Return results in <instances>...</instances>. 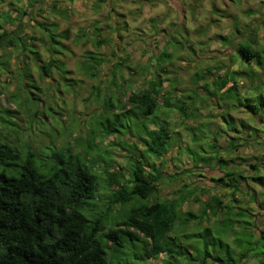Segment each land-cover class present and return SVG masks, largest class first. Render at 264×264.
I'll return each mask as SVG.
<instances>
[{
    "label": "rangeland",
    "instance_id": "rangeland-1",
    "mask_svg": "<svg viewBox=\"0 0 264 264\" xmlns=\"http://www.w3.org/2000/svg\"><path fill=\"white\" fill-rule=\"evenodd\" d=\"M42 23H55L59 34L68 31V38L61 39L70 51L65 54L64 62L68 81L59 78L55 70L49 78L41 76L40 63L33 56L36 52L42 60L48 57ZM3 29L7 34L0 42V141L16 148L21 156L28 152L41 156L55 147L83 152L78 141L83 139L85 143L89 130L99 131L106 123L118 119L122 127L117 129L124 136L118 139L115 135L103 141L98 138L96 145H85L84 159L99 177L105 178L102 163L106 162L110 163V172L129 179L125 172L129 153L116 143L142 152L141 144L135 143L129 134L138 136L145 128L163 125L170 132L169 144L172 145L165 164L157 166L164 173L157 184V198L164 200L171 199L176 188L190 191L195 183L208 176V169L193 168L188 158L190 154L194 156L195 161H192L196 167L197 157L207 150L210 125L203 123L207 115L201 116V109L195 110L189 100L184 103L183 99L173 98L169 100L168 113L166 107L160 106L151 115L143 117L135 114L136 110L126 98L131 90L142 87L145 79L141 77H149L152 66L162 78L176 77L172 85H178L180 89L183 86L192 88L195 80L205 78L210 69L212 73L216 72L225 61L228 64L234 61L246 72L248 65L246 62L240 65L236 43L256 38L257 43L264 45V0H0V33ZM81 31H84L83 39ZM16 37L25 43L23 52ZM14 39L18 46L9 44ZM100 40L105 42L96 49L94 42ZM86 51H98L105 59L96 79L76 71L75 64ZM161 53L171 55L170 59L166 62L159 59ZM259 55L263 61L264 51ZM162 66L166 73L159 70ZM235 69L237 66L232 68ZM114 73L115 81L119 83L112 84ZM130 77L136 78L135 82H131ZM243 81L240 78L238 82ZM190 94L194 96V93ZM103 102L109 105L107 112L102 111ZM126 111L130 112L120 115ZM117 114L120 116L116 117ZM167 115L169 124L160 121H165ZM178 127L180 129L176 130ZM246 153L245 149L242 155ZM200 171L202 174L198 176ZM171 175L176 176L172 179ZM108 193L98 191V196L104 198ZM199 195V191L194 190L193 197L200 198ZM199 209V203L193 201L182 206L183 213H197ZM244 216L242 220L247 224L226 222L225 235L220 237L221 215L204 217L197 214L195 223L185 228L182 236L178 235L183 248L190 252L186 254L197 259L223 260L227 252L236 260L241 254L233 249L236 247L233 240L237 239L247 258L241 264L244 261L246 264H264L261 258L264 239L252 241L248 236L251 230L264 236V215L254 218L255 227L249 225L252 217L246 212ZM220 238L232 249H227L226 245L220 248ZM250 241L254 246L248 249ZM190 245H195V250ZM259 255V260H255ZM252 258L255 261H251ZM159 263L160 258L147 262Z\"/></svg>",
    "mask_w": 264,
    "mask_h": 264
},
{
    "label": "trees",
    "instance_id": "trees-1",
    "mask_svg": "<svg viewBox=\"0 0 264 264\" xmlns=\"http://www.w3.org/2000/svg\"><path fill=\"white\" fill-rule=\"evenodd\" d=\"M40 26L45 32L48 57L42 60L36 52L33 57L40 63L41 76L49 78L55 70L59 78L68 81L64 62L65 54L70 51L61 42V39L68 38V31L59 34L55 23H42ZM6 34L7 30L3 29L0 42ZM80 37L84 38V31H81ZM15 39L9 44L18 46L16 44L19 41L23 52L24 41L18 39L15 43ZM104 42L95 41V48L99 49ZM262 50L264 45L257 43L256 38L249 42H237L240 65L246 62L247 71H243L241 66L235 70L228 65L218 67L217 71L222 70V74H216L212 79V89L207 82H203L211 75V72H206L205 78L201 77L193 83L197 85L201 81L200 86H194L191 90L195 100H190L191 95H184L182 101L185 103L189 100L195 105L202 90L206 105L209 106L211 98H217L219 108L243 109L248 114L247 123L240 125V128L247 130L243 136L231 123L235 135L229 138L224 150L233 156L217 161L223 176L213 181L215 187L230 190L232 198L235 193H240L248 197L250 203L264 210V60L259 55ZM170 57L169 54L161 53L159 59L165 61ZM103 63L105 59L98 51H86L81 54L75 68L78 74L96 79ZM151 68L153 71L148 74L154 80L149 82V87L131 93L126 99L136 110L135 114L143 117L159 109V99L162 98L160 74L154 66ZM159 70L167 72L163 67ZM115 76L114 73L111 77L112 84L115 83ZM119 76H122L121 72ZM240 78L244 80L243 85L238 82ZM227 84L231 85L224 89ZM242 96L245 97L242 99ZM163 99L165 107L170 108V99L164 96ZM108 107V103L103 102L102 111L107 112ZM129 112H121L120 115ZM33 114L36 116V112ZM118 126H121L119 120L115 119L99 131L89 130L86 142L83 139L78 141L83 152L55 147L41 156L33 152L21 156L16 148L0 141V264H147L149 260L158 258L159 264H241L242 259L246 261L245 251L237 239L233 242L241 254L236 260L227 252L223 260L213 257L208 260L205 257L197 259L186 254L190 252L183 248L179 237L197 219V214L204 217L221 215L220 237H224V228L228 223H247L242 220L244 211L234 212L232 205L223 204L218 196L210 195L211 190L206 188L201 191L200 198L193 197L197 189L194 187L190 191L178 189L170 200L157 198V184L164 174L157 166L165 164L166 155L172 147L169 144L170 132L163 125L155 129L145 128L138 136L129 134V138L141 144L142 152L137 153L134 148L119 141L116 143L129 153L125 168L129 179L122 178L117 172H110V163L106 162L102 163L105 178L92 170L93 166L84 159L85 145H94L98 138L103 141L115 135L120 139L124 135L118 131ZM220 136L217 133L211 139L212 143L210 140L204 155L197 157L196 167L192 161L195 158L190 154L188 158L193 168L208 166L212 159L219 157L216 153L209 156L207 153L219 150L216 142ZM240 147L247 150L246 156L238 155L236 150ZM98 191L109 193L100 198ZM189 201L199 203L197 213L181 212V206ZM127 206L130 207L126 209ZM248 215L252 217L250 227H255L256 216L251 213ZM176 225L181 228L177 230ZM196 225H199V221ZM248 236L254 239L252 230ZM218 243L220 248L226 245L221 238ZM251 243L248 249L253 248ZM190 246L195 250V245ZM204 253L207 254V251ZM263 256L264 253L261 257L264 261ZM259 258L260 255L255 260ZM251 260L255 261L254 258ZM245 261L242 264H246Z\"/></svg>",
    "mask_w": 264,
    "mask_h": 264
},
{
    "label": "crops",
    "instance_id": "crops-1",
    "mask_svg": "<svg viewBox=\"0 0 264 264\" xmlns=\"http://www.w3.org/2000/svg\"><path fill=\"white\" fill-rule=\"evenodd\" d=\"M165 62H163L162 65H164ZM227 65L231 69L234 66L235 67L238 66V64H236V63L228 64L227 61H225L224 62V66H218V67H225ZM162 67H163L164 70H166L165 66H162ZM210 72H211V75L209 76V78L207 80L203 81V82H207L209 84L210 88L212 89L213 88L212 79L215 78L216 74H218V75L222 74V70L217 71V69H216V72L214 70L213 71L214 73H212V71L210 69ZM141 78L145 79V82H142V87H137L136 89L131 90L130 93L128 92L129 95L131 93H133V92L139 91L140 89L148 88L149 87V82L154 80V78L151 75L149 77L143 76ZM117 79H118V77L116 78V80ZM129 79H130L131 82H135L134 79H136V78L131 79V77H130ZM123 80H125V79L123 78ZM160 80H161V86H160L161 92H160V95H161L162 98L159 99V107L160 106L165 107L163 96L164 97H169V99H173V98L177 99V98H179V100H181L182 96L187 95V94L191 95L190 93H191V90L194 88V86H200L201 85V81H199L197 83V85L196 84H192V88L191 87H187V86H183L180 89L179 87H177L178 85H175V86L172 85V83H174L175 80H177L176 77H173V78H167V77L162 78L161 75H160ZM125 81H127V80H125ZM115 82L119 83L120 81H115ZM122 83H124V82L122 81ZM177 83L179 84V81ZM262 83H264V78H263ZM128 84H130V83L128 82ZM239 84L243 85V83H239ZM230 85L231 84H227L224 89H226ZM186 90L188 91V93L185 92ZM222 91L223 90H221V92ZM200 92H201L200 97L198 98V101L195 102V108L201 109V116L207 115V118H203V123H207L208 122L209 125H210L209 139L211 140L217 133H220L221 136L218 137L217 142H216V146L219 147V150L216 151V152L214 151V153L213 152H209V151L207 153L208 156L209 155H214L216 153V155H218L219 157L212 159L208 166L204 165L205 167H201V166H203V165H201L199 168H197L198 170H201V171H203L204 169H208L209 173H208V176H204L202 181H198V183H195V185L192 186V187L197 188L196 191H199V194H201V191L203 190V188H206L207 190H215L214 194L211 193V191H210L209 194L218 196L222 200L223 204L232 205L234 212L244 211L246 213L253 214L254 216H256V218L259 215L262 217L264 215V214H262L263 210L258 209L259 208L258 205H255L254 203H250L248 197L241 196L240 193H235L234 197L232 198L230 190H228L226 188L222 189L220 186H216L215 187V183L213 181V179H219L220 177L223 176L222 171L217 166V161L220 158L228 159L229 157L233 156V154H231L230 152H227V151L224 150V148L228 144L229 138H231L233 135H235V133L232 132V128L233 127L231 126V123H233L234 126L235 125L237 126V127L235 126V128H237V129L239 128L238 129L239 130V134L240 135L242 134V136H243L245 133H247V130H246V128H240V125H242L243 122L247 123L248 114L245 111H243V109H241V110H238V109H227L225 106H222V107L219 108L218 103H217L218 102L217 98H211V100L209 101V106H208V105H206V103L203 102V101H206V98H205L206 96L203 95V91L202 90ZM190 100H195V99L192 96ZM168 110H170V108H166V112L167 113H168ZM160 121L161 122H165L166 124H169L170 123L169 116L167 115L165 121H163V120H160ZM184 121L186 122L187 120L185 119ZM223 122L227 123V125L224 126L222 124ZM181 124L183 125V122H181ZM157 127L158 126H152L151 129H155ZM179 129H180L179 127L176 128V130H179ZM211 143H212V140H211ZM236 152H238V155L243 156L242 154H243V152H245V149L240 147V148H238L236 150ZM246 152H247V150H246ZM244 156H246V155H244ZM229 166H231V163L229 164ZM201 171L199 172V174H197L198 176L199 175L201 176V174H202ZM180 188H176L173 191V197L172 198H174L175 192L178 189H180ZM226 198H228V199H226ZM164 200H170V199H164ZM234 200H236V201H234ZM251 205H254V207H252ZM182 206H181L180 210L183 213ZM219 216L220 215H218L217 217H219ZM262 219H264V216H263ZM180 228H181L180 225H176V229L177 230L180 229ZM253 233H254V231H253ZM254 238H262V239H264V236H260V235H258L255 232L254 233ZM233 249L236 250L237 252L239 251V249L236 248V247H234Z\"/></svg>",
    "mask_w": 264,
    "mask_h": 264
}]
</instances>
